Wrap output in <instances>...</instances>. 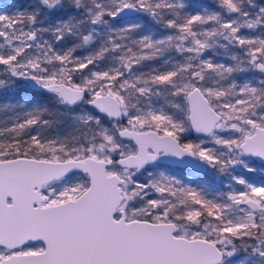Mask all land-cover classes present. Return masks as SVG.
<instances>
[{
    "label": "snow or ice",
    "instance_id": "snow-or-ice-1",
    "mask_svg": "<svg viewBox=\"0 0 264 264\" xmlns=\"http://www.w3.org/2000/svg\"><path fill=\"white\" fill-rule=\"evenodd\" d=\"M0 264H264V0L0 6Z\"/></svg>",
    "mask_w": 264,
    "mask_h": 264
},
{
    "label": "rangeland",
    "instance_id": "rangeland-1",
    "mask_svg": "<svg viewBox=\"0 0 264 264\" xmlns=\"http://www.w3.org/2000/svg\"><path fill=\"white\" fill-rule=\"evenodd\" d=\"M11 0H0V6H7Z\"/></svg>",
    "mask_w": 264,
    "mask_h": 264
}]
</instances>
